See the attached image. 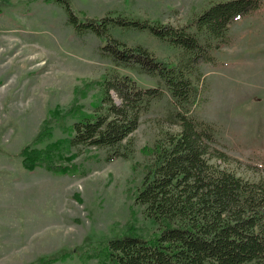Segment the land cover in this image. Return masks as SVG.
Returning a JSON list of instances; mask_svg holds the SVG:
<instances>
[{"label":"rangeland","instance_id":"rangeland-1","mask_svg":"<svg viewBox=\"0 0 264 264\" xmlns=\"http://www.w3.org/2000/svg\"><path fill=\"white\" fill-rule=\"evenodd\" d=\"M225 1L0 0V264H110L109 240L157 234L135 197L155 143L180 129L171 97L157 78L116 66L101 51L106 42L69 24L66 7L78 23L120 18L179 29ZM109 34L173 65L186 56L149 30L116 26ZM227 36L212 61L194 69L198 98L187 113L213 127L230 157L223 166L264 180V3L235 20ZM113 73L164 92L142 113L130 156L108 162L106 149L56 144L52 165L67 173L26 169L22 150L41 132L38 148L68 139L70 125L92 113L100 82Z\"/></svg>","mask_w":264,"mask_h":264},{"label":"trees","instance_id":"trees-1","mask_svg":"<svg viewBox=\"0 0 264 264\" xmlns=\"http://www.w3.org/2000/svg\"><path fill=\"white\" fill-rule=\"evenodd\" d=\"M263 3L228 0L211 4L179 29L120 18L78 23L71 8L66 7L69 24L106 42L101 51L116 66L157 78L163 84L180 128L155 143L152 162L135 197L157 234L145 238L126 232L109 240L105 260L110 264H264V180H245L223 166L230 157L216 139L213 127L187 113L198 98V88L192 81L194 69L212 61V50L227 42L235 20ZM116 26L149 30L186 56L179 65H173L158 60L145 48H128L109 34ZM100 86L101 97L92 113L82 112L76 118L68 139L38 148L41 132L33 145L22 150L26 169L46 166L67 173L66 168L52 165L56 144H65L68 149H106L108 162L130 156L131 135L142 113L164 92L159 88L142 89L131 77L118 73L104 77Z\"/></svg>","mask_w":264,"mask_h":264}]
</instances>
